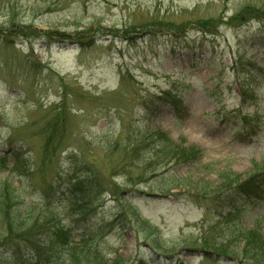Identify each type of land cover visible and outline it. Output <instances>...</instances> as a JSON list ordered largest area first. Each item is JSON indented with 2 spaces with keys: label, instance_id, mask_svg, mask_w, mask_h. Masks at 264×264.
Here are the masks:
<instances>
[{
  "label": "rangeland",
  "instance_id": "374dc122",
  "mask_svg": "<svg viewBox=\"0 0 264 264\" xmlns=\"http://www.w3.org/2000/svg\"><path fill=\"white\" fill-rule=\"evenodd\" d=\"M254 1L263 0H5L0 4V190L9 184L26 212L37 217L49 185L65 177L72 163L84 162L119 186L116 197L106 193L92 215L76 223L65 205L53 203L54 210L74 235L91 233L110 264H249L238 252L245 233L256 231L264 239V197H234L240 208L230 223H217L200 198L204 182L217 187L233 174L242 181L259 175L264 183V20L223 25L217 36L195 22L220 15L227 20ZM13 15L17 25L38 34L4 36ZM167 24L188 26L179 35ZM238 57L254 60L263 71L251 87L257 99L245 107L232 70ZM166 92L183 105L154 103ZM244 116L257 117L247 127L256 136L238 141ZM158 130L176 143L201 148V165L170 164L149 174L146 183L127 185L122 174L113 173L121 159L113 151L116 143L128 131ZM165 168L188 179L190 187L175 190L176 196L156 193ZM205 202L211 205V199ZM123 207L134 208L147 228L120 217ZM204 238L224 245L226 253L205 248ZM20 254L31 256L26 248Z\"/></svg>",
  "mask_w": 264,
  "mask_h": 264
},
{
  "label": "trees",
  "instance_id": "16d2710c",
  "mask_svg": "<svg viewBox=\"0 0 264 264\" xmlns=\"http://www.w3.org/2000/svg\"><path fill=\"white\" fill-rule=\"evenodd\" d=\"M3 3L5 0H0V4ZM15 18V15L9 18V28L4 36L26 35L31 31L35 35L38 34L37 30H31L30 27L17 25ZM254 19L259 22L264 20V0L259 3L254 1L242 5L227 20L221 15L211 16L196 20L195 25L203 32L217 36L223 25L243 26ZM163 26L182 35L188 25L167 24ZM59 35L70 39L66 33ZM79 39L83 38L79 37ZM92 39V37L89 38L87 44H90ZM232 70L241 106L245 107L251 101L255 102L257 94L251 87L257 85L263 73L258 63L252 59L238 57L233 62ZM153 101L154 103H167L174 108L183 105L182 100L172 95L171 92L156 96ZM252 119H254V124L257 123L256 116L242 117L243 126L236 133V140L247 141L252 135L256 136V132L253 134L247 132ZM52 138L48 142L50 145ZM184 142H174L162 130L138 133L128 131L126 136H121L113 150L121 154V159L113 165V173L122 174L127 185L136 186L146 183L149 180V174L158 172L163 166L167 167L172 164L173 167H199L205 157V152L197 146L186 145ZM19 158V155L14 156V166H18ZM170 172L171 168H165L160 173L163 184L156 191L154 190L156 193L176 196L173 194L175 190L180 189L181 191L187 186L190 187L188 179H177ZM259 179V175H255L242 181L238 175L233 174L227 179V183L217 187L204 182L202 189L206 193L202 194L201 202H204L208 211L213 210L215 217L218 218L217 223L220 221L230 223L233 220L232 215L236 216L240 208L234 197H245L250 200L263 199L264 183ZM118 189L119 186L101 170L93 165L76 161L72 163L65 177L59 175L56 181L49 185L48 192L45 194V200H48L45 201L44 211L37 217H32L30 212H26L27 206L15 193L16 190H11L10 185L6 184L0 190V264H28L25 257L32 264H110L111 261L95 244L91 233L74 235L71 228H66L62 224L59 215L54 210L53 203L65 205L66 214L76 223L78 219L83 221L88 219L106 193L116 197ZM51 194L53 195L50 197ZM206 199H211V205L205 202ZM118 215L120 217L130 216L137 225H142V229L147 228V223L142 222L139 213L134 208L127 210L123 207L121 214ZM113 226L114 222L109 223L106 228ZM102 229V227L99 228L100 231ZM204 239L205 248L209 246L213 247L216 252L226 253L224 245L210 243L206 238ZM243 243L238 254L244 261L249 264H264L263 237L256 231H250L244 234ZM3 247H7V250L3 251ZM23 248L31 252L30 257L26 256L28 254L25 256L20 254Z\"/></svg>",
  "mask_w": 264,
  "mask_h": 264
},
{
  "label": "water",
  "instance_id": "95a60500",
  "mask_svg": "<svg viewBox=\"0 0 264 264\" xmlns=\"http://www.w3.org/2000/svg\"><path fill=\"white\" fill-rule=\"evenodd\" d=\"M168 198V197H167Z\"/></svg>",
  "mask_w": 264,
  "mask_h": 264
}]
</instances>
